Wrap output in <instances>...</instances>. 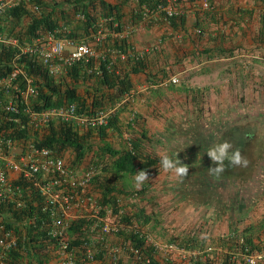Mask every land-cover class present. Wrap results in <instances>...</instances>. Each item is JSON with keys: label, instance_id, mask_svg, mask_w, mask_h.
I'll return each mask as SVG.
<instances>
[{"label": "trees", "instance_id": "1", "mask_svg": "<svg viewBox=\"0 0 264 264\" xmlns=\"http://www.w3.org/2000/svg\"><path fill=\"white\" fill-rule=\"evenodd\" d=\"M134 1L123 0L118 4H112L106 0H17L0 14V31L19 42V47L0 45V80L12 74L16 68L22 69L25 74L33 77L39 89V95L29 101L28 105L31 109L42 111L75 104L79 112H85L91 116L101 111L116 109L106 124L85 128L86 134L81 133L79 128L72 123L63 122H51L40 130L35 129L28 124L29 118L24 114L26 104H21L22 113L20 115L12 116L7 115L4 106L0 105V138L4 136L17 139L22 145L31 142L39 147H48L61 156L66 151L72 150L75 153L74 165H79L89 153L92 154L91 165L96 166L100 171L92 181V188L99 202L111 207L115 213L123 209L122 218L127 224H132L133 219L136 218L139 226H146L149 218L143 209L138 212L136 210L129 215L130 213L125 210V204L118 206V200L123 202V198L127 199L135 194L133 179L138 171L147 170L149 177L153 173H158L162 169L161 157L153 155L152 152H145L147 146L145 142L149 145L151 139L144 133L138 137V140H134L137 137L129 138L127 146L121 149H115L106 141L112 131L122 132L119 116L127 108V104L121 105V102L135 89L131 75L147 73L148 55L139 56V50L136 49L131 39L135 33L134 30H138L136 26L145 18L146 10H149L148 14L155 13L158 11V6L166 5L168 0ZM184 1L179 0L180 9ZM183 16L182 12L168 18L165 12H162L155 19L161 18L160 20H166L172 27H176L177 22H184ZM151 19L149 22L153 21V18ZM103 26L112 34L94 46L101 54L88 62L76 64L66 76L59 79L49 74L37 53L20 50V47L32 46L34 41L50 33L60 38L66 37L94 45V36ZM128 26L135 28L130 35L115 36L114 33H122ZM153 76L156 77V74ZM17 83L20 87H25L22 75L18 76ZM81 84L85 85L84 93L80 91L79 85ZM172 86L175 85L172 84L170 87ZM15 94L11 90L10 96ZM6 101L7 97H4V102ZM135 116L136 114L134 118ZM10 117L18 119L19 123L10 120ZM93 134L102 141V145H92L90 137ZM228 172L224 177H231ZM139 193L144 194L145 188ZM262 195L264 200V193ZM39 198L41 197L33 195L32 202H29L23 209H14L11 204H0V224L3 222L6 228L15 229L22 240L17 249L10 254L11 264H21L18 261H22L26 255L31 256V259L34 258V261L29 260L26 264H47L50 259L49 254L45 252L50 244H46L48 241L43 233L32 227L21 228L25 221L29 222L34 215L39 213L40 203H42V199ZM90 224V221L85 220V249L79 246V240L73 242V245L80 252L85 250V254L89 248L97 249L99 252L93 261L109 264H141L139 260L136 261V256L129 253H127L128 258L120 255L117 263H114L106 253L105 243L110 242L118 243L120 247L130 244L141 250L143 256L151 257L152 264H160L154 259V247L146 242L142 233L134 230L122 231L117 238H109L105 243L94 244L88 238L87 228ZM83 227L82 222L75 223L70 228V233L83 235ZM235 230L238 229H232V231ZM242 234L244 235L243 241L230 236L221 240L220 244L226 251L205 252L197 258H191L190 263L242 264L240 259L231 253L235 250L252 253L261 248L264 243V213L256 225L244 228ZM198 238L189 237L184 245L180 246L189 250L204 251L205 243L209 242V236ZM213 241L214 239L211 238L212 243ZM34 251L37 253L35 257ZM85 262L89 264L92 261L85 260Z\"/></svg>", "mask_w": 264, "mask_h": 264}, {"label": "built area", "instance_id": "2", "mask_svg": "<svg viewBox=\"0 0 264 264\" xmlns=\"http://www.w3.org/2000/svg\"><path fill=\"white\" fill-rule=\"evenodd\" d=\"M14 0H0V14L14 4ZM179 0H168L166 5H159L158 11L148 14L136 26L140 28L148 20L155 19L158 14L165 12L166 17H174L182 13ZM204 9H211L209 0H202ZM82 18V16H79ZM264 24V16L262 18ZM133 27H125L122 33H114L115 36H128ZM112 34L104 26L97 35L95 42L100 43L108 35ZM13 45L19 47L17 39L8 37L0 31V45ZM23 52H34L39 55L40 61L55 79L66 76L71 68L80 62H88L98 57L96 50L85 41L77 42L66 37H58L50 33L43 38L34 41L32 46L20 47ZM151 48L139 51V56H144ZM24 77L25 87L17 83L18 76ZM179 79L173 77L172 84H177ZM11 90L16 94L10 96ZM39 89L35 79L28 76L22 69L16 68L12 74L0 80V105L4 106L7 115H20L21 104H26L24 114L29 118V125L35 129H42L51 122L72 123L79 128L85 126H100L107 123L110 112L101 111L94 116L79 112L75 104L63 105L42 111H35L28 105L32 98H37ZM4 97L7 101L4 102ZM16 118L10 120L19 123ZM17 174V178L11 179L10 173ZM99 170L94 167L74 165L64 157L56 154L48 147H39L28 142L20 145L17 139L7 137L0 138V204L12 205L14 209H23L32 202L33 195L41 197V207L37 214L25 221L21 228L32 227L42 232L46 244L54 247L59 264H85V260H94L99 252L89 248L79 251L73 242L80 240V246L85 249V220L91 224L87 228L90 242L105 243L109 235H119L122 231L135 229L133 225L123 221V209L117 213L109 206L101 204L98 198L91 192L92 181L98 175ZM37 198V197H36ZM35 203V202H34ZM122 202L118 200V206ZM41 214V216H40ZM40 216V217H39ZM40 221V222H39ZM83 223V235L70 234V228L75 223ZM147 243L155 250H165L168 253L178 251L175 244H163L156 242L151 235L143 233ZM243 241V239H242ZM22 242L21 236L15 229L6 228L0 224V264H11L10 254ZM106 245V253L114 263L123 252L133 254L141 264H152V258L143 256V252L130 244L123 246ZM125 250V251H124ZM247 250V249H246ZM183 252V251H182ZM240 259L242 264H264V249L255 252L241 251L232 253Z\"/></svg>", "mask_w": 264, "mask_h": 264}, {"label": "crops", "instance_id": "3", "mask_svg": "<svg viewBox=\"0 0 264 264\" xmlns=\"http://www.w3.org/2000/svg\"><path fill=\"white\" fill-rule=\"evenodd\" d=\"M106 1L118 4L123 0ZM134 2L132 4L135 6ZM211 3L214 8L206 10L202 7L201 0H185L181 5V10L184 13V22H177L176 27H172L166 20H160L161 18L150 22L147 25L148 27H146L147 30L152 27L161 29L160 31L163 34L159 40H152L153 36H143L141 43L139 42L140 32L132 35L131 39L134 45L143 46L144 43V46H146L148 44L151 46L147 48H151L152 51L147 53V73L131 75L135 83V89L131 95L125 97L121 105L127 103L130 99H134V91L143 82L146 84L145 88L150 90V92L149 94H144L145 96H139L142 101L144 98L146 103L153 104L154 100L160 98V96L168 95L164 88L172 85L171 79L173 77H178L183 82L182 89H178V91L189 96V102H196L201 106L209 103L212 106V110H215L216 113L228 114L235 105H238L241 109L255 111L256 114L263 111L264 24L262 18L264 16V0H211ZM157 42L160 44V50H158L157 46L153 49V44H157ZM94 46H97V44L95 43ZM136 49L139 50L137 47ZM98 52L101 54L100 51ZM173 61L177 63L175 67L171 65ZM154 74H156V77L153 76ZM135 78L139 79L136 80ZM190 78H192V81H190ZM79 87L80 91L84 93L85 85L81 84ZM131 103L134 102L131 101ZM133 113L136 114L135 118L132 117L129 120H126L123 116L119 117L122 127L121 133L112 131L116 135L115 138L120 140L118 147H114L108 139L106 140L115 149L122 148L121 139L125 140L127 137L134 139L137 137L134 140H138V137L143 133L150 137L151 143L153 142V127L148 125L142 126L140 129L136 127L137 125L140 126L142 117L151 120L153 115L150 113L152 112L146 110V115L144 116L142 112L135 109ZM127 127H130L129 131L135 129V133L129 132L127 135ZM145 144H147L145 152L149 153L148 142H145ZM244 149L241 147L242 152ZM86 161L83 162L84 166L88 164ZM170 175H172L171 172L166 173L163 169L150 175V177L155 176L156 178L147 180L148 183L144 184L145 193L143 197L146 198L147 203L144 206L140 205L134 208L137 212L143 209L147 218H149L147 225H140V227H146V231L156 238L159 235L163 236V233L166 234L172 231L174 234L168 238L167 243L164 242L163 244H175L180 248L171 254L165 250L158 251L154 249V259L160 264H191L189 261L191 258H197L205 252L212 251L213 248L223 252V247L219 243L214 245L215 247L211 244V238L220 241L225 237H229L234 231H232L231 226L232 220L228 221L227 227L224 226L225 218L222 216L218 218L221 215L220 212L217 211L215 220L210 217L207 218L204 221L207 225L202 226V228L201 226L199 228H194V226L190 228H187L188 226L180 227L179 223L182 218L179 216H183L189 221H191V216L193 217L194 209H185L183 206L185 202L177 204L178 209L177 213H174L175 217H172L174 214H170L164 220V216L162 218L159 216L157 209L153 207L154 201L158 199L157 196L159 195V204L161 200L176 199L177 197L174 190L169 188V186L172 187L171 185H173L172 179L169 178ZM10 178H17V174L11 172ZM160 196L162 197L160 198ZM148 198L150 204H148ZM230 210V208L227 209L229 213ZM262 212L264 213V209ZM172 218L177 230L171 222ZM133 221L136 225L139 224L136 218ZM212 223L215 224L214 230H212V227L210 230V224ZM170 228L174 230L170 231ZM202 235L209 236V242L205 243L206 249L204 251L189 250L180 246L184 245V242L189 237L202 238ZM45 252L50 256L47 264H59L54 247H47ZM35 256H37V253ZM29 260L34 261V258L31 259V256L26 255L22 261L18 262L26 264ZM102 263L101 261H94L89 264ZM103 264L109 263L105 262Z\"/></svg>", "mask_w": 264, "mask_h": 264}, {"label": "rangeland", "instance_id": "4", "mask_svg": "<svg viewBox=\"0 0 264 264\" xmlns=\"http://www.w3.org/2000/svg\"><path fill=\"white\" fill-rule=\"evenodd\" d=\"M15 1L16 0L13 2ZM149 24L150 22L148 20V22L144 23L138 30H134L135 33L140 32L139 42L141 43L143 36H153L152 40H159L163 34L161 33L162 31H160L161 29L156 27L147 30L146 27H148L147 25ZM158 42L157 44H153V49L157 46L158 50H160V44ZM91 45L94 47L95 43ZM144 45L143 43V46H135L139 51L151 46L148 44L146 46ZM171 65L175 67L177 63L173 61ZM135 79L138 80L139 78ZM178 79L179 83L172 86V88L169 86L164 88L168 92V95L165 94L162 97L160 96V98L154 100L153 104L146 103L144 98L142 101L139 96H145L144 94H149L150 92V90L145 88L146 84L143 82L141 86L134 91V99H130L126 103V110L119 116H123L126 120H129L133 117V110L135 109L142 112L144 116L146 115V110L152 112L150 113L153 115L152 118L150 115L151 120L142 117L140 126H136L139 129L145 125L154 128V133H152L153 142L148 145L150 152L160 157L167 154L173 159L176 158V154L178 153V158L182 163L189 166L188 176L182 180L176 178L173 174L169 177L173 181L172 187L169 186V188L170 190H174L175 196H177L176 199L161 200L159 204L158 195V199L154 201L153 207L157 209L159 216H161V218L164 216L163 219L166 220V217L170 214L173 215L175 212L177 213V204L185 202L183 204L185 209H194L193 217L191 216V221H189L187 218L179 216L182 218L179 223L181 228L183 226H188L187 228L191 226L199 228L201 226L202 228V226L207 225V223H204L207 218L210 217L215 220L218 211L221 213L218 218L221 216L225 218L224 226L228 227V221L232 220V229H238L234 231L236 234L230 237L242 241V238H244L242 234L243 229L253 224L256 225L261 215H263L262 211L264 209L262 195L264 193V108L263 111L256 114L255 111L241 109L238 105H235L233 110L228 114L216 113L215 110H212V106L209 103L201 106L196 102H189V96L178 91V89H182L183 83L182 79ZM190 81H192V78H190ZM131 101L134 103H131ZM129 128L130 127L126 128V130H128L126 131L127 135L129 132L135 133V129L129 131ZM231 132L232 134L230 135ZM85 133L87 134L86 131ZM115 137V134L110 133L108 140L117 148L120 140ZM90 138H92L91 142L93 146L102 145V141L94 134ZM129 138L130 137H127L125 140L121 139L122 147L127 146ZM225 140L233 145V151L236 149L241 150V147H243V149L245 148L243 152L241 150V153L249 163L247 167H228L227 171H229L228 174L231 175L230 178L224 177L227 171L222 173L219 177L209 175V167H214L215 165L207 156L206 152L210 147L222 143ZM122 142L124 143L122 144ZM63 156L67 161L73 162L75 159V153L72 150L66 151ZM92 157L93 155L90 153L87 155V161H85L88 164L85 165V168L91 165ZM225 163L227 165V161ZM154 178L156 177L151 176L149 180H153ZM146 183H148V181H145L142 186L137 189L133 179L135 193L142 191ZM143 195L144 194L139 193L135 199L137 201H134L135 203H131L127 201V199H124L125 202L123 205L125 204V210L130 213L129 215L133 214L136 206H144L147 203ZM162 196H160V198ZM148 204H150L149 198ZM228 208L231 209L230 213L227 211ZM172 217H175V214ZM173 220L172 218L171 222L175 225L174 228L177 230ZM211 227L212 230H214L215 224H210V230ZM141 229L148 232L146 231V227ZM171 230L174 229L170 228V231ZM172 234L174 233L171 231L166 234L163 233V236L159 235L155 238L159 242L167 243L168 238H170ZM221 240H214L211 244L213 246L217 243L220 244L222 242ZM220 246L222 245L220 244ZM262 249H264V243L259 250ZM214 250L216 249L213 248L212 251ZM223 251H226V249H223ZM235 252L241 251L235 250Z\"/></svg>", "mask_w": 264, "mask_h": 264}, {"label": "clouds", "instance_id": "5", "mask_svg": "<svg viewBox=\"0 0 264 264\" xmlns=\"http://www.w3.org/2000/svg\"><path fill=\"white\" fill-rule=\"evenodd\" d=\"M209 1L211 3V0H209ZM15 2H17V0ZM201 4H202V0H201ZM211 6H212V8L208 9V10H212L214 8V5L212 3H211ZM96 52L99 54L98 50ZM174 85H176V84H174ZM104 112H110V115H112L114 113V110H112V111H104ZM134 115H135V113L133 114V117H134ZM91 126H94V125H91ZM91 126H85V127H91ZM79 130H80L81 133L85 132V128H79ZM18 143H19V141H18ZM19 144L22 145L21 143H19ZM232 149H233V145L230 142H228L227 140H225L222 143L216 144V145L210 147L207 150V152H206L207 156L210 158V160L215 165L214 167H209V169H208L209 170V175L219 177L222 173H224L227 170L228 167H247L249 162L242 155L241 150L236 149V150L233 151ZM62 157H64V156L62 155ZM84 161H85V159L79 165H81V164L83 165ZM226 161H227V165L225 163ZM69 162H71V161H69ZM160 162H161V167H162L164 172H166V173L171 172L176 178L181 179V180L188 176L189 166L187 164L182 163V161L178 158V153L176 154V158L175 159L170 158L167 154H164V155L161 156ZM91 166H94V165H90L88 167H91ZM88 167H86L85 169H87ZM94 167H96V166H94ZM147 180H149V176H148L147 170L138 171L136 176L134 177L135 187L137 189H139L142 186V184L145 181H147ZM91 192L96 196V193L94 192L93 188H92ZM136 198H137V193H135L134 195L129 196L127 198V201H129L131 203H134ZM124 199L125 198H123L122 204L125 202ZM131 225L134 226V228H135V229H133L134 231H136L138 233H142V234L146 233L148 235H151L156 242H159V241L156 240V238L151 233L143 231V229H141L140 226L136 225L134 223V221H132ZM125 231H127V230H125ZM234 234L235 233H232L230 236H233ZM117 237H119V235H117V236L116 235H109L107 237V241L109 240V238H117ZM242 239H244V238H242ZM108 244H109V246H118V243H110V242H108ZM121 255L124 258L128 257L127 256V252H123ZM92 262H94V261L92 260Z\"/></svg>", "mask_w": 264, "mask_h": 264}]
</instances>
